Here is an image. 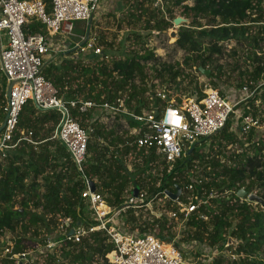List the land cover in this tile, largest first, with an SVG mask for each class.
<instances>
[{
  "label": "trees",
  "instance_id": "trees-1",
  "mask_svg": "<svg viewBox=\"0 0 264 264\" xmlns=\"http://www.w3.org/2000/svg\"><path fill=\"white\" fill-rule=\"evenodd\" d=\"M46 5L48 13L52 10L51 0H41ZM174 5H180L187 0H168ZM192 6L184 5L182 15L190 20L177 27L176 47L185 52L182 65L177 61L172 63L161 62L156 59L153 51L133 48L129 52L120 51L121 57L104 59L102 55H89L91 62L85 63L81 58L52 61L43 68L44 77L52 83L58 91V96L64 101H94L97 104L103 102L114 103L118 98L123 99L124 107L128 112L141 115L144 110H151L155 105L152 89L147 86L146 67L152 70L160 65L157 78L166 85L176 83V88L184 82V68L198 67L209 69V78L212 87H217V80L223 76L222 67L218 65L217 57L223 55L224 44L234 41L237 45L247 44L251 50L247 59L251 61V72L246 74V81L255 84L264 81V7L261 0H193ZM136 4L139 14H148L146 30L161 32L172 26L175 17L166 21L162 17L153 26L150 23L154 19V13L150 9H144L141 0ZM157 11H160L157 9ZM171 13L170 9H167ZM132 13L130 16L140 18L141 15ZM91 28V27H90ZM92 29V28H91ZM87 26V35L91 34ZM27 33H41L48 36L45 26L32 20L27 26ZM86 35V36H87ZM84 36V37H86ZM137 41L143 37L135 34ZM101 44H106L100 41ZM107 45V44H106ZM236 45V46H237ZM67 46V56L75 52V46ZM69 46V47H68ZM110 47V46H109ZM112 50L103 49L105 55ZM232 53L236 49L231 50ZM260 53V55L258 54ZM123 55V56H122ZM166 72L167 76L163 75ZM180 78H182L180 80ZM179 80V81H178ZM138 81V84L136 82ZM184 90L188 96L197 93V99L204 94L196 83L191 80ZM195 84V85H194ZM244 81L237 85L242 87ZM194 85V86H192ZM7 83L4 76L0 75V126L5 114L2 110L6 94ZM194 87V88H192ZM150 94V95H148ZM152 96V97H151ZM257 99L260 105H251V113H256L260 107L264 108V84L260 87ZM159 99L156 106L159 107ZM73 117L83 128L92 125L95 134L88 143V153L84 163V173L92 181L106 200L107 205L113 210H118L125 203V195L130 188L145 189L149 197L157 192L168 189L176 192V187L184 189L185 184L192 183L195 164H203L204 191L200 198L205 201L199 210L190 215L185 222V229L180 239L174 245L180 249L185 264H264V209L241 200L237 192L244 188L247 195L256 191L257 195L264 199V139L254 142L257 134L253 129L247 136L240 139L230 131L228 124L219 134L214 135L216 147L226 149L228 144L239 146L240 152L233 153L234 165H227L219 160H209L214 153V143L206 149L207 138L197 143L184 159L175 163L170 172L157 177L152 175L151 163L153 154H146L145 149L130 151L129 148L119 149V144L125 140L116 135L115 130H109L98 120H93V111L80 113L71 109ZM125 118L129 128L140 127L129 115L121 114ZM60 121V115L55 110H39L32 101L23 108L17 129L15 140L21 133L31 131L33 141L37 145L21 142L15 149L9 151L8 157L0 163V237L6 231L15 232L20 226L26 231L30 227L35 236L40 235L44 229L49 233H57L55 241H63L64 233L58 230L62 225L67 232L73 224L80 219L84 226L93 222L88 214L83 211L86 203L81 199L83 183L80 174L72 161L66 147L54 137V132ZM89 122H93L90 124ZM98 138H102L106 144L101 145ZM130 141L133 139L128 138ZM248 143L250 147L245 149ZM119 150L120 152H118ZM132 152L131 157L128 155ZM225 156L223 152H220ZM141 165H139L140 163ZM197 162V163H196ZM128 164L132 165L129 169ZM214 166V172L206 171ZM148 181V186L146 183ZM157 182L160 186L157 187ZM18 200L19 207L14 203ZM169 203L168 209H172ZM171 206V207H170ZM208 216V220L200 217ZM131 215V214H130ZM131 229H139L140 233L153 231L156 226L159 231L157 236L166 243H171L175 236V225L163 214L152 222L139 221L133 215L129 216ZM70 218L71 223H66ZM41 226V229L38 228ZM164 232H171L167 235ZM175 232V233H174ZM46 239V238H45ZM43 239V240H45ZM234 241L236 246L229 244ZM194 242L205 245L216 253L211 259L202 260V253L196 251L195 260L188 261L180 244ZM7 241L0 242V252L7 245ZM229 244L228 247L225 245ZM34 247V246H33ZM26 248L20 243L13 247L12 252L24 251ZM114 249L105 231L88 234L81 243L73 244L61 242L54 254H46L42 262L44 264H108L105 255ZM231 252V253H228ZM232 256H236L235 259ZM8 261L6 264H14Z\"/></svg>",
  "mask_w": 264,
  "mask_h": 264
},
{
  "label": "built area",
  "instance_id": "built-area-1",
  "mask_svg": "<svg viewBox=\"0 0 264 264\" xmlns=\"http://www.w3.org/2000/svg\"><path fill=\"white\" fill-rule=\"evenodd\" d=\"M100 2L101 0H51L52 10L48 13L46 5L41 0H0V72L7 85L11 84L10 95L7 97L5 94L2 106L5 118L4 127L0 132V163L8 157L10 150L15 149L21 142L37 145V142L33 141L31 131L22 132L15 140L20 114L29 101H35L40 110L57 111L60 121L53 138L60 140L66 147L80 174L83 183L81 199L86 203L90 220L93 222L88 226H84L82 222L81 228L73 235H69V231L66 232L63 226L59 225L58 230L65 232L63 241H55L52 235H48L43 244H37L30 250L12 252L13 247L8 243L0 252V264H6L8 261H14V264H44L42 262L44 256L54 254L61 242L79 244L88 234L98 231H105L114 247L105 255L108 264L186 263L180 249L174 245L184 230L176 232L171 243H166L157 236L158 231L154 232L155 229L145 233L140 231L127 233L119 229L115 220H123L121 215L125 214L126 210L134 209L137 212L156 201H166L176 206L172 209L167 208L165 213L145 221L152 222L165 214L175 228L185 229L188 217L205 204L200 198L204 191L203 178L191 179L192 183L185 184L175 200L167 193L176 192L168 189L149 197L145 189L138 188V194L134 197L131 193L135 187H132L123 207L112 210L96 188L95 191H91L92 181L84 173L88 143L95 130L92 125L83 128L73 117L71 109H76L80 113L99 110L110 117L126 114L141 124L140 127H128L125 141L119 144V149L129 148L131 151L135 147L138 150L145 149L147 155L153 154L154 160L151 163L153 177L161 175L164 170L170 172L176 162L188 155L190 148L204 138L209 139L219 134L228 124L231 132L237 136L240 134V139L245 137V140L253 129L257 131L259 128L257 117L251 113V105L252 102L256 107L260 104L256 105L257 96L264 83L255 84L246 80L238 94L231 92L230 95H226L211 88L204 92L201 99H197L195 93L194 96L181 98L168 95L164 91L154 92V98L150 99H159L162 105L153 106V109L143 111L141 115L128 112L121 98L114 103L102 104L82 100L64 101L60 98L56 88L43 75V68L48 64L47 56L65 53L64 49L58 50L53 45L50 36L71 33L74 21H92ZM32 20L41 22L48 36L27 33V26ZM81 40V43L75 46L76 55L93 53L109 59L89 34ZM128 138L133 140L130 141ZM98 142L101 145L106 144L102 138H98ZM131 155L132 152L128 158ZM157 183L159 187L161 183ZM200 217L208 220L205 214H201ZM66 223H71V219L67 218ZM156 228L158 230V227ZM3 236L5 237V234ZM1 237L0 242L4 243L5 240ZM229 244L225 246L228 247ZM232 258L235 259V256Z\"/></svg>",
  "mask_w": 264,
  "mask_h": 264
},
{
  "label": "rangeland",
  "instance_id": "rangeland-1",
  "mask_svg": "<svg viewBox=\"0 0 264 264\" xmlns=\"http://www.w3.org/2000/svg\"><path fill=\"white\" fill-rule=\"evenodd\" d=\"M141 0H101L100 5L93 15L92 21H91V34L89 37L94 39V43L102 48L107 50H112L113 52L108 51L107 55L110 59L112 57H121L120 51L122 50V53L124 50L126 52L130 51L133 48H140L143 46L144 49H149L153 51L155 58L160 59L161 62L166 63H174L179 62L181 64V67H183L182 62L185 57V52L179 50L176 45L175 41L177 37H172V32H177V27L174 26L172 22V26L167 28L163 31H153L150 32L149 30L145 29V26L147 25L148 20V14H139L140 11L136 9V4ZM144 2V9H150L154 13V19L150 23L151 26H153L155 23H157L162 17L166 21H170L171 17L175 18H183L187 20L185 22L186 24L190 23V20L187 19L185 16L182 15V7L184 5L192 6L194 1L193 0H187L180 5H174L172 4V1L168 0H142ZM175 1V0H173ZM262 1V6L264 7V0ZM160 10V11H157ZM167 9L171 10V13L167 12ZM139 14L141 15L140 18H134L130 15ZM264 21V20H263ZM73 29L71 33H64L60 35L50 36L51 42L55 47L60 50L64 49L65 53L62 55H54L53 57L47 56L46 63H51L52 61H61L63 59L62 57H68L67 59H75L81 58V61H84L85 63L91 62V59L89 57L90 53L87 55L80 56L76 55V50L74 53H71L67 56V46H77L79 43H81L82 37L87 35V26L88 21H74L72 22ZM184 23H182L183 25ZM135 34L141 35L143 38L140 41H137V37ZM100 41H104L106 44H101ZM234 41H229L224 44V53L223 55L217 57L218 65H221L223 76L219 80H217V87L216 90L220 91L221 93H225L226 95H230L231 92H236L238 94V91L240 87L238 88V84L241 82V80L245 81L247 78V75H242L241 72H251V61L245 60L247 59V54L250 53L251 48L247 44H241L237 45ZM110 46V47H109ZM69 47V46H68ZM236 49L235 53H232V49ZM66 49V50H65ZM260 55V53H258ZM66 55V56H64ZM123 56V55H122ZM150 65V64H149ZM146 67L147 72V79L146 83L147 86L152 89L150 94H154V92H160L164 91L168 95L171 96H177L181 98L188 97V92H190V89L187 91L184 90L185 87L189 86V82L193 80V83H196L198 88L203 92L207 91L208 89L213 88L210 83V78L206 75L197 74L196 68L187 69L184 68V75L186 76L183 78V83L180 85L179 88H176V83L171 84H165L161 82L158 78V71L161 69L160 65L156 67V70H152L150 66ZM0 75L3 74L0 72ZM163 75L167 76L166 72H163ZM182 78H180L181 80ZM179 81V80H178ZM260 83H264V81H261ZM138 84V81L136 82ZM195 85V84H194ZM192 85V86H194ZM194 88V87H192ZM214 89V88H213ZM148 94V95H150ZM195 97H198L197 93H195ZM194 96V94H193ZM258 105L260 103L259 100H257ZM162 105V103H160ZM250 105V103H249ZM260 105V104H259ZM147 111V110H144ZM259 128L257 129V134L254 136V141L258 139H264V108L260 107V111L256 113ZM100 118L105 120V125L108 127L109 130H115L116 135L125 137L128 125L121 115L116 116H108L107 113H101ZM237 136V134H236ZM239 138H241V135L238 134ZM219 140V138H218ZM216 139H213V136L207 139L206 141V149L207 152L209 151V147L211 143H214V153L211 157H208L209 160L215 161L219 160L222 163H225L227 165H234V161L232 160L233 153H238L240 150L238 149L239 146L228 144L226 149H219L216 147V142L218 141ZM250 145L248 146V143L245 145V149H248ZM251 148V147H250ZM220 152H223L225 156H222ZM140 163V162H138ZM197 163V162H196ZM141 165V163L139 164ZM129 168H132V165H128ZM215 167L210 166V168H207L206 171L209 173L214 172ZM204 169L203 164H195V171H193V176L190 174V179H199L203 178L202 171ZM159 183H157L158 185ZM146 186H148V181L146 183ZM131 189V188H130ZM253 193H256L253 192ZM257 194V193H256ZM128 197V192L125 195ZM125 197V198H126ZM160 203V204H159ZM169 203L166 201L159 202L156 201L155 203L149 204L145 209L141 211H135L134 209L126 210L125 214H122L123 220H115L117 222L119 229L127 232V233H138L140 230H132L130 226V218L128 217L133 215L135 219L140 220H148L149 218H154L155 216H159L161 213H165L168 209ZM15 208L19 207L18 200L14 203ZM172 208H174L176 205H171ZM170 206V207H171ZM255 204H252V209H254ZM114 210V209H113ZM85 213L88 214V208L85 207L83 209ZM131 214V215H130ZM136 215H138V218H136ZM120 217V215H119ZM157 227V226H156ZM35 228L30 227L26 231L22 230L20 226L17 227L15 232L6 231L5 237L2 236L1 239H4L9 243L12 247L18 246V244H22L23 247H25V250H30L33 248V246L37 244H43V239H45L48 235H52V237L55 236L57 233H49L42 229L40 231L39 236H35L33 233ZM41 229V226L38 228V230ZM184 230L183 228H176L177 233H180V231ZM159 231L157 228H155L154 232ZM174 232V233H175ZM171 232H164V234H168ZM178 241V240H177ZM236 243V242H235ZM35 248V247H34ZM181 250L185 252L186 258L188 261L195 260V253L196 251H200L202 253L203 258L202 260H208L211 255L215 254L216 252L211 249H209L205 245H199L195 244L194 242H186L180 244ZM231 253V252H228ZM236 258V256H235ZM211 259V258H210ZM66 264V260L63 262Z\"/></svg>",
  "mask_w": 264,
  "mask_h": 264
},
{
  "label": "water",
  "instance_id": "water-1",
  "mask_svg": "<svg viewBox=\"0 0 264 264\" xmlns=\"http://www.w3.org/2000/svg\"><path fill=\"white\" fill-rule=\"evenodd\" d=\"M185 22H187V20L180 18V17L175 18L173 20V24L175 27H180L182 25V23H185ZM90 27H91V20L88 22V28L90 29ZM171 36L176 37V32H172ZM198 71L202 75L208 76L210 74L209 69H204L201 66L198 67ZM10 89H11V84H8L7 88H6L7 97H9V95H10ZM154 102H155L154 107H156L157 100L155 99ZM33 103H34L35 107L40 110L39 106L35 103V101H33ZM3 127H4V123H2L0 126V132L2 131ZM192 150H193V148H190L188 150L187 154L188 155L191 154ZM90 188H91V191H95V185L93 182H90ZM180 192H181V188L179 186H177L176 187V193L173 194V193L168 192L167 194L169 195V197L171 199L175 200L179 196ZM131 194H132V196L136 197L138 194V187H135ZM237 197H239V198L247 197L248 202L254 203L256 205H260L262 208H264V199L261 198L260 196H258L256 193H251V194L247 195V192L245 191V189L242 188L237 192ZM81 226H82V221L80 219H78L73 224V227L69 230L68 234L73 235L77 229L81 228ZM229 243L233 246H236V244L231 239L229 240Z\"/></svg>",
  "mask_w": 264,
  "mask_h": 264
},
{
  "label": "crops",
  "instance_id": "crops-1",
  "mask_svg": "<svg viewBox=\"0 0 264 264\" xmlns=\"http://www.w3.org/2000/svg\"><path fill=\"white\" fill-rule=\"evenodd\" d=\"M7 88V87H6ZM101 111H99V110H94L93 111V120L92 121H94V120H98V121H100V122H102V123H105V120L104 119H102V118H100V113ZM90 124L92 123V122H89Z\"/></svg>",
  "mask_w": 264,
  "mask_h": 264
}]
</instances>
